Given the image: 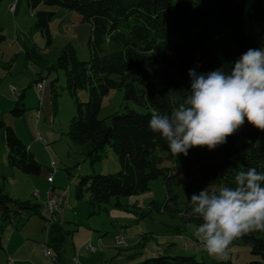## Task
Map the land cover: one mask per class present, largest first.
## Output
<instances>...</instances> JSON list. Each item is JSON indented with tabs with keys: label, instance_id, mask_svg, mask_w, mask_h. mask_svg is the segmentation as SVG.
<instances>
[{
	"label": "trees",
	"instance_id": "16d2710c",
	"mask_svg": "<svg viewBox=\"0 0 264 264\" xmlns=\"http://www.w3.org/2000/svg\"><path fill=\"white\" fill-rule=\"evenodd\" d=\"M2 0H0L1 2ZM36 12L35 27L51 43V21L54 11L39 10L40 4L56 5L78 11L91 24L88 45L90 59L81 60L73 44L61 51L54 67L65 72L66 88L76 100V114L71 120L69 138L82 145L92 163L102 159L107 146L117 153L121 168L112 174L82 175L76 187L78 198L89 193L88 204L94 209L120 197L136 195L149 189L151 180L163 177L166 197L153 201L154 209L185 223L198 225L201 220L189 215L190 200L180 205V194L174 187V174L180 171L186 193L205 188L234 186L236 171L256 168L264 173V132L247 122L240 133L214 151L190 149L187 156L174 157L159 134L149 129L150 110L170 111L173 93L186 95L190 90L188 70L200 73L223 68L228 71L250 48L264 45V0H26ZM4 34L0 28V42ZM26 59L44 62L36 47L27 48ZM199 65V67H197ZM87 89L89 98L82 102L77 93ZM112 89L124 92L126 102L143 106L140 112L126 105V111L99 118L102 101ZM58 86L52 83L56 103ZM11 110L20 117L27 110L23 96ZM6 131L7 159L12 167L27 174L39 175L42 165L13 126L0 119ZM237 136L245 137L240 145ZM192 151L195 153L193 154ZM169 153L172 165H165ZM1 176V172H0ZM52 188L56 189L53 185ZM43 203L21 200L0 185V249L3 233L14 224L23 227L32 215L49 223V245L55 261L63 263L61 249L66 231L59 216L45 215ZM149 212H144L146 215ZM54 217V220H52ZM235 242L251 247L257 259L248 264H264V233H252ZM138 264H234L229 261L199 260L196 255L160 253Z\"/></svg>",
	"mask_w": 264,
	"mask_h": 264
},
{
	"label": "rangeland",
	"instance_id": "374dc122",
	"mask_svg": "<svg viewBox=\"0 0 264 264\" xmlns=\"http://www.w3.org/2000/svg\"><path fill=\"white\" fill-rule=\"evenodd\" d=\"M12 2L17 5L15 13L8 10ZM253 2L249 0L248 9L252 8ZM38 9L55 12L50 24L51 43L35 27L36 12L28 6L26 0L0 2V28L4 34L0 42V91L5 97L3 90L12 92L8 83H13V90H17L14 93L25 95L27 108L20 117L15 118L8 113L4 119L8 122L16 120L21 139L42 165L39 175L24 173L9 164L8 150L0 144V185L21 200L38 201L33 193L39 191L44 197L53 185L57 191L70 192L65 202L68 207L60 215L70 218L63 220L69 232L65 233L61 249L62 264H138L160 253L196 255L199 260L218 261L210 257L195 238L197 225L185 223L179 216L172 217L154 209L152 202L162 203L166 197L163 177L151 180L149 189L144 192L120 197L121 206L116 204L117 198L113 197L109 203L95 208L93 212L94 209L88 204V192L81 199L77 197L76 187L82 175L116 173L121 164L111 146L106 147L102 159L92 163L85 156L83 146L72 141L68 135L71 120L76 114V100L66 88L65 72L56 69L54 64L67 44L74 45L79 59H90L88 41L91 24L83 21L82 15L76 10L47 4H40ZM32 47L39 50L44 62L26 59V50ZM38 82L43 84V91L38 90ZM53 82L59 89L56 103L52 97ZM77 97L82 102L87 101L88 90L80 89ZM126 105L140 112L146 111L133 101L126 102L123 91L112 89L103 98L99 118L111 123L109 117L126 111ZM15 106L9 110L10 113ZM36 115H41V118L37 120ZM237 138L240 145L246 140L243 136ZM164 164L172 165L169 153ZM49 176H52V182ZM183 181V174L176 171L174 187L180 194V205L186 204L195 193H186L182 187ZM39 202L43 203V199ZM44 212L50 218L45 208ZM144 212L149 213L144 215ZM48 225L38 215H32L22 227L24 229H18L14 224L8 225L3 233L4 247L8 246L9 234H14L13 243L21 244L18 240L26 237V232H29L32 235L31 241L18 254L14 253L13 258L0 249V264H59L45 253V250H49L55 254L49 245ZM118 236L123 237L121 244L117 243ZM230 258L234 264H248L257 259L251 247L243 242L233 243Z\"/></svg>",
	"mask_w": 264,
	"mask_h": 264
},
{
	"label": "clouds",
	"instance_id": "9594fccd",
	"mask_svg": "<svg viewBox=\"0 0 264 264\" xmlns=\"http://www.w3.org/2000/svg\"><path fill=\"white\" fill-rule=\"evenodd\" d=\"M188 76L186 95L171 91L170 111L150 110L149 129L174 157L187 156L193 148L214 151L246 122L264 132V47L250 48L228 71L191 68ZM233 185L205 188L189 198V215L201 220L195 238L210 257L223 262L229 261L235 240L264 233V173L236 171Z\"/></svg>",
	"mask_w": 264,
	"mask_h": 264
},
{
	"label": "crops",
	"instance_id": "0c3cea01",
	"mask_svg": "<svg viewBox=\"0 0 264 264\" xmlns=\"http://www.w3.org/2000/svg\"><path fill=\"white\" fill-rule=\"evenodd\" d=\"M7 2H9V0H7ZM13 3V2H12ZM12 3H10V5L12 4ZM9 5V6H10ZM8 10H9V7H8ZM9 85H10V87H11V89H12V92L11 91H9V93H8V91H5V90H3V92H5V97H4V94L2 93V91H0V119H3L4 121H5V116H7V114L9 113L11 116H15L14 114H12V112L10 113V109L14 106V105H16L18 102H19V100H20V97H19V95L18 94H15L14 93V90H13V88H14V86H13V83H8ZM9 90V89H8ZM43 90H44V88H43ZM42 90V91H43ZM23 97V101H24V97H25V95L24 94H21ZM25 103V102H24ZM37 112V111H36ZM17 116H15V118H16ZM36 118H37V120H39L40 118H41V115L39 116V117H37V115H36ZM6 123H9V124H11V126H13L14 127V129L16 130V132H17V134L20 136V137H22L21 136V133H20V129L17 127V124L18 123H16V120H11L10 122H8V121H5ZM36 139L34 138V141H35ZM0 144L3 146H5L6 148H7V144H6V131H5V129L4 128H0ZM33 146V145H32ZM7 150H8V148H7ZM50 177V176H49ZM70 193V192H69ZM62 218V220H64V221H67V220H69L70 218L69 217H61ZM25 226V225H24ZM23 226V227H24ZM22 228V227H21ZM22 229H24V228H22ZM13 235L14 234H9L8 235V241H9V243H8V246L7 247H4V243H3V248H1L2 250H4L6 253H7V255L8 256H10V258H13V254L14 253H19L20 251H21V249L24 247V246H27V245H29V241H31V239H30V236H32L31 234H29V232H26V234H25V236L26 237H23V239H19L18 240V242H20L21 244H19V243H13ZM9 250L11 251V252H9ZM18 251V252H17ZM39 251V250H38ZM11 253V254H10ZM16 256V255H15Z\"/></svg>",
	"mask_w": 264,
	"mask_h": 264
},
{
	"label": "built area",
	"instance_id": "2783aa9c",
	"mask_svg": "<svg viewBox=\"0 0 264 264\" xmlns=\"http://www.w3.org/2000/svg\"><path fill=\"white\" fill-rule=\"evenodd\" d=\"M16 8H17V5L15 3H12L10 6H9V12L11 13H15L16 12ZM42 83L41 82H38L36 83V86H40L41 87ZM15 92H17L16 89H14ZM49 181H53L52 179V176L49 177ZM67 192L66 191H57L56 189L54 188H50L49 190L46 191L45 193V196L42 197V195L40 194L39 191H35L33 193L34 197L40 201L43 199V206L45 208V210L51 215V216H59L61 215V213L63 212V210L68 207V206H65L64 204V197H65V194ZM54 217L52 220H54ZM123 237L122 236H118L117 237V243L118 244H121L123 242ZM45 253L46 255L48 256H52V257H55L53 254H51V252L49 250H45Z\"/></svg>",
	"mask_w": 264,
	"mask_h": 264
},
{
	"label": "bare ground",
	"instance_id": "6f19581e",
	"mask_svg": "<svg viewBox=\"0 0 264 264\" xmlns=\"http://www.w3.org/2000/svg\"><path fill=\"white\" fill-rule=\"evenodd\" d=\"M37 88H38V90H40V91H42L43 90V88H44V86H43V84L41 85V87L40 86H37ZM69 196H70V193H69V191L65 194V197H64V204H65V202L67 201V199L69 198ZM117 239V238H116ZM53 258H55V257H53Z\"/></svg>",
	"mask_w": 264,
	"mask_h": 264
}]
</instances>
